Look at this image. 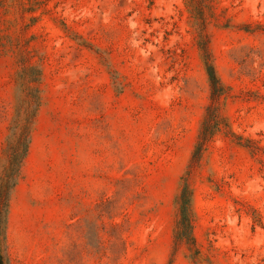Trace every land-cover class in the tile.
Returning <instances> with one entry per match:
<instances>
[{
  "label": "rangeland",
  "instance_id": "374dc122",
  "mask_svg": "<svg viewBox=\"0 0 264 264\" xmlns=\"http://www.w3.org/2000/svg\"><path fill=\"white\" fill-rule=\"evenodd\" d=\"M196 31L185 0H0V177L39 97L7 264H264V0H213L233 136L216 133L189 177L198 254L174 240L209 103Z\"/></svg>",
  "mask_w": 264,
  "mask_h": 264
},
{
  "label": "trees",
  "instance_id": "16d2710c",
  "mask_svg": "<svg viewBox=\"0 0 264 264\" xmlns=\"http://www.w3.org/2000/svg\"><path fill=\"white\" fill-rule=\"evenodd\" d=\"M185 4L193 16L194 25L197 30L196 45L200 51V58L207 77L209 103L205 107L204 117L197 134L187 171L181 178L180 190L175 199L177 221L174 240L176 243L185 244L189 250H192L193 255H197L198 249L192 234V191L189 177L193 169L198 167L203 153L216 133L224 128L227 134L231 136L233 134L229 130L226 118L221 112L223 99L227 96L229 89L221 83L217 76L209 47V34L206 32L208 16L213 14V0H185ZM35 76V79L31 81L38 82L39 72L37 70ZM38 98V90H35V94L31 97V100H26L25 106L22 107V116L19 117V122H16L15 126L17 132L13 142L9 144L7 165L0 177V264H7L5 232L9 193L21 175L22 163L30 143V131L38 106ZM235 138L240 140L239 136ZM236 144L245 148L252 157L256 156L260 150V147L250 139H246L243 142L236 141Z\"/></svg>",
  "mask_w": 264,
  "mask_h": 264
}]
</instances>
